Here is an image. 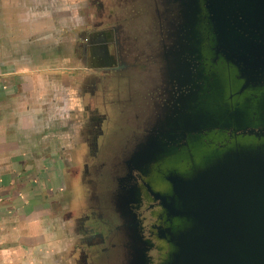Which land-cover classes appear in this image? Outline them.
<instances>
[{
  "label": "flooded vegetation",
  "instance_id": "flooded-vegetation-1",
  "mask_svg": "<svg viewBox=\"0 0 264 264\" xmlns=\"http://www.w3.org/2000/svg\"><path fill=\"white\" fill-rule=\"evenodd\" d=\"M102 2L100 44L91 51L104 80L81 143L87 204L75 264H197L214 232L225 241L243 223L246 237L245 194L264 160V108L254 105L264 98V0ZM149 6L163 10V28L160 19L152 25L165 36L157 52L138 57L129 47L137 42L132 29L149 27ZM244 48L250 52L241 61L235 49ZM149 68L160 84L134 98L131 128L126 86ZM240 97L253 108L248 140L237 138L234 120L225 124ZM176 119L181 129L170 127Z\"/></svg>",
  "mask_w": 264,
  "mask_h": 264
},
{
  "label": "crops",
  "instance_id": "crops-1",
  "mask_svg": "<svg viewBox=\"0 0 264 264\" xmlns=\"http://www.w3.org/2000/svg\"><path fill=\"white\" fill-rule=\"evenodd\" d=\"M102 1L0 0V264L76 263Z\"/></svg>",
  "mask_w": 264,
  "mask_h": 264
},
{
  "label": "water",
  "instance_id": "water-1",
  "mask_svg": "<svg viewBox=\"0 0 264 264\" xmlns=\"http://www.w3.org/2000/svg\"><path fill=\"white\" fill-rule=\"evenodd\" d=\"M245 49L242 53L235 49L242 56L241 61L250 52ZM261 149L264 151V145ZM261 154L264 155V152ZM253 163L259 166V162L253 160ZM260 163L263 166L257 174L260 177L245 194L244 203L248 210L246 237L242 233L243 223L240 224L241 233L232 232L224 237L225 241L220 233L214 232V238L204 244L197 264H264V160ZM211 242L214 250L210 248Z\"/></svg>",
  "mask_w": 264,
  "mask_h": 264
},
{
  "label": "rangeland",
  "instance_id": "rangeland-1",
  "mask_svg": "<svg viewBox=\"0 0 264 264\" xmlns=\"http://www.w3.org/2000/svg\"><path fill=\"white\" fill-rule=\"evenodd\" d=\"M149 2V1H148ZM147 16L145 17L144 20H146V23L148 22V25L149 27L148 28H144V27H138L136 26V28L134 27L132 29V33H134V38H136L137 36V42L136 43H132L129 45V47L134 50L136 52V56H145L146 54L147 55H152L153 52H157L156 50V42L159 41V39H161V37L159 36V34L164 31L163 29H160L158 30L157 27L156 28H153L154 25L152 24H155L154 23V19L156 20H159V25L161 26L163 23H164V20L162 19L163 17V10L160 8L158 10L159 14L155 12V10H153V8H151L150 6L147 7ZM138 27V28H137ZM162 28H163V25H162ZM92 29H95V27H92ZM165 36L164 32H163V35H162V38ZM152 50V51H151ZM146 55V56H147ZM151 68H149V71L147 69V71H142V74L141 75H137L134 76V79H133V83L129 86H126L128 88H130L131 90L133 91H127V94L126 96H129L131 95V102H126L124 103V110H126V117H127V120L129 121L128 124L131 126L132 128V120H133V113H134V106H135V102L137 101V99H134L135 97H137V95L140 93V92H143V91H146V90H150L152 88H155L157 86H159V79H158V75L152 71H150ZM228 82V83H227ZM225 83L226 86L230 85L231 83L229 81H227ZM232 84H235V86H237V82L236 81H233ZM217 86L218 88H222V84L220 81H218L217 83ZM114 88L113 86H111V88L109 87V94H111V92L113 91ZM121 94H123L122 97H117V96H114L113 97V100H116V99H121L123 100L124 99V95L125 93H123L121 91ZM114 94L112 93L111 97L113 96ZM213 98H215L214 94H212ZM111 97H108V98H111ZM127 98V97H126ZM98 100L100 101V97H98V92L96 93L95 92V96L93 97L92 101H91V109L92 111H95L94 108L96 109H99V107H97V103H98ZM235 100L238 101L237 104H239V107L237 108V111L236 112H231L228 117L225 118V124H227L228 126L231 127V122L234 120L235 124H237L235 126V131H236V135H239L237 138L239 139H246V137H248V135L246 134V131H248V129L250 128V126H252L253 124V119H252V111H253V108L247 110L243 104L241 103L243 98L240 97L239 99H236ZM135 101V102H134ZM96 103V104H95ZM101 103V102H100ZM216 105V104H214ZM255 106H259V108H264V98L261 102L259 101H255ZM202 106V105H201ZM217 106V105H216ZM204 107V106H202ZM195 110H198V109H202L201 107H197V106H194L193 107ZM113 109H118V111L120 110L119 108V105L117 104H114V107ZM100 110V109H99ZM98 110V111H99ZM205 111V110H204ZM236 118V119H235ZM256 120L258 121L259 119L256 118ZM172 124H174V126L172 127ZM203 125L205 124L204 122L202 123ZM195 124H191L190 126H193ZM171 128H174V129H181L182 126H181V122H179L178 119H176V121H173L170 125ZM241 134V135H240ZM120 135V134H119ZM130 135V133L128 134ZM123 135H120V138L122 139ZM248 140V139H246ZM245 140V141H246ZM117 169L114 168V171ZM86 198L84 199V201L82 203L87 204L86 202Z\"/></svg>",
  "mask_w": 264,
  "mask_h": 264
}]
</instances>
